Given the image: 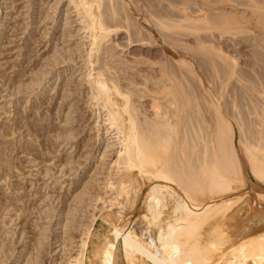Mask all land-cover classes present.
I'll return each mask as SVG.
<instances>
[{"label": "bare ground", "instance_id": "bare-ground-1", "mask_svg": "<svg viewBox=\"0 0 264 264\" xmlns=\"http://www.w3.org/2000/svg\"><path fill=\"white\" fill-rule=\"evenodd\" d=\"M92 1L95 7L70 0L89 31L86 63L91 64L92 51L108 52L102 42L109 37L116 46L117 40H126L123 47L130 48L125 57L136 58L138 64L132 72L111 66L123 74L107 79L98 74L91 78L88 70L91 98L103 101L108 124L120 135L121 154L114 161L119 175H109L102 187L111 185L112 190L116 189L109 199L116 203L118 197L130 198L131 185L135 184V196L131 195L139 204L137 215L146 227L139 235L131 229L127 231L128 221L117 224L120 212L115 215L106 211L100 216L107 225L106 234L100 232L101 245H96L95 251L89 250L87 264H264V207L255 223L247 220L232 227L230 222L235 221L243 202L227 195L233 183L243 184L249 175L264 183V102L252 105L258 121L254 128L250 125L242 129L248 139L241 142L229 120L233 116L228 101L220 103L222 93L218 88L202 87L197 71L198 60L205 59L225 85L234 73L239 74L238 56L264 55V0H129L133 12L117 1ZM123 3L128 5L124 0ZM159 40L165 46H158ZM243 47L250 48L249 53ZM98 70L107 75L102 68ZM124 80L129 83L123 84ZM130 85L142 88H129ZM116 98L120 105L114 102ZM51 103L46 108L48 112ZM22 118L20 125L14 124L18 131L22 127L36 135L51 131L50 113L41 123L29 121L25 115ZM238 118L237 122H244ZM13 130L3 129L0 137L14 134ZM5 149H0L1 172ZM30 151L31 145L26 142L22 152ZM146 183L148 187L142 189ZM242 184H238L240 189Z\"/></svg>", "mask_w": 264, "mask_h": 264}, {"label": "rangeland", "instance_id": "rangeland-1", "mask_svg": "<svg viewBox=\"0 0 264 264\" xmlns=\"http://www.w3.org/2000/svg\"><path fill=\"white\" fill-rule=\"evenodd\" d=\"M81 1L84 5L96 6L92 0ZM116 1L124 5L126 10L130 7L133 12L129 0H124L128 5H125L123 0L106 2ZM84 22L86 23L82 14L70 0H0V135L7 127L9 131L14 129V134H8L4 139L0 137V149L6 148L1 159L4 172L0 171V209H2L0 210V261L2 264H75L76 262L87 264L91 258L89 255L91 249L95 251L101 245L100 232L101 235L106 234L104 228L107 225L100 216L108 210H111L112 214L116 212L115 215L117 212L121 213L122 218L119 217L117 224L120 222L126 224L128 221L125 225L127 231L131 229L139 235L143 230L142 234L144 233L146 225L137 215L139 204L135 203L133 198L136 185H131L134 187L132 193L128 195L131 196L130 198L118 197L116 203L109 201L114 197L112 195L116 189L112 190L111 185L102 187L104 180L112 178L113 173L117 172L114 161L121 154V151H118L120 135L117 136L118 133L113 125L108 124L107 110L102 106L103 101L99 98H97L99 101L92 99L93 94H90L89 88L92 76L98 74L107 79L123 74L122 71L115 72V69L110 68L111 66L132 72V68L138 65L135 63L137 60L125 57L126 49L130 48V46L123 47L126 40H117L119 46H116L117 44L108 37L102 42L103 46L108 48V52L101 54L92 51L91 64H87L86 50L90 38ZM140 22L143 25L141 20ZM158 46L165 44L160 41ZM243 49L249 53L250 48L243 47ZM242 54L241 57H237V62H240L238 65L241 66L238 69L239 74L234 73L225 85V82L221 83L224 79L218 78L216 69L205 59L198 60L197 71L201 76L202 87L218 88L222 93L220 103L226 101L227 104L228 101L233 116H230L229 120L237 131L236 139L240 134L241 142H244L248 139V134H244L242 129L250 125L255 127V122L258 121L256 108L253 106L264 102V55ZM97 68H102L107 75H101ZM89 69L91 78L87 75ZM128 83L129 81H123V84ZM132 87L142 88L129 86ZM236 93L239 94L238 98ZM113 100L120 105L119 99ZM235 102L237 106L231 107ZM49 103L51 104L48 112ZM49 113L51 131L48 133L36 135L28 132L24 127L18 131L14 125L19 124L24 115L29 121L34 119L37 123H41V119ZM238 117L244 122L240 120L238 124L236 121ZM245 122L246 124H242ZM26 142L31 145V151L23 153L22 148ZM15 147L18 149L17 152ZM109 172L110 174H107ZM116 175L118 176L119 172L114 174L113 178L114 176L116 178ZM260 183L261 181L253 180L249 175L243 184L238 183L244 185L241 189L237 183L232 184L233 190L229 192L230 195L227 194L228 197L240 198L243 202L242 210L237 214L235 221L230 222L233 223L232 227L239 226L247 220L255 223L259 217L257 214L264 207V183L259 185ZM146 187H148L147 183L142 189ZM104 188H108L107 191ZM258 193L263 196L258 197L260 196ZM96 194L99 195V199L96 198ZM125 203L124 208L122 206ZM125 214L127 216H124ZM87 232L89 237L86 236ZM33 257L40 258V261L36 259L35 262Z\"/></svg>", "mask_w": 264, "mask_h": 264}]
</instances>
